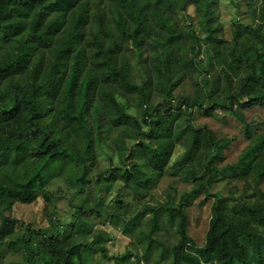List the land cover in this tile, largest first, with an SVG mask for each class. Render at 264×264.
<instances>
[{
  "label": "trees",
  "instance_id": "obj_1",
  "mask_svg": "<svg viewBox=\"0 0 264 264\" xmlns=\"http://www.w3.org/2000/svg\"><path fill=\"white\" fill-rule=\"evenodd\" d=\"M101 6L109 9L115 31ZM255 7L251 23L234 21L225 40L217 37L220 27L207 6L209 69L200 73L199 64L180 55L179 47L181 40L188 41L187 52L195 59L199 36L191 25L183 33L162 1L0 0L3 249L21 253L23 264H86L95 255L114 264H135L130 250L109 256L103 235L92 237L93 220H103L136 237L134 248L143 251L147 263L155 250L159 257L154 264H264V188L259 187L264 182V133L244 128L250 145L235 163L221 166L229 140L191 123L193 110L207 117L236 116L254 108L264 112V0ZM123 14L127 21H121ZM130 56L141 72L140 82L131 77ZM184 70L199 79L186 77ZM16 76L25 82L14 83ZM186 81L195 95L177 100L174 91ZM120 96L136 99L142 117L127 113ZM155 96L161 102L152 107ZM116 131L135 142L120 168L99 170L96 151L104 136ZM72 136L80 144L78 152L66 147ZM178 147L184 151L171 163ZM135 148L139 160L132 156ZM163 175L193 187L177 202L146 205L128 219L129 207L141 202ZM57 177L72 179L79 187L70 222L52 234L29 229L16 233V221L4 213L40 195L51 202L47 187ZM250 179L255 184L250 194L215 190L223 181ZM117 181L123 186L108 206L86 191L102 185L107 189ZM200 196L202 205L211 201V217L205 242L198 247L187 230L188 208ZM147 214V228L140 230ZM163 223L173 232L171 247L154 237Z\"/></svg>",
  "mask_w": 264,
  "mask_h": 264
},
{
  "label": "rangeland",
  "instance_id": "obj_2",
  "mask_svg": "<svg viewBox=\"0 0 264 264\" xmlns=\"http://www.w3.org/2000/svg\"><path fill=\"white\" fill-rule=\"evenodd\" d=\"M162 1L163 4L166 3L168 9V15H172V18L176 19L177 26L181 29L183 33L189 32V26L195 31L196 35L199 36L200 41L198 43V49L194 53L196 58L189 56L187 52L189 49V42L185 43L183 40L180 42V55L186 56L189 60H194V62L199 64L200 73L209 69L206 60V51L210 52L209 40L207 39V34L204 30L203 16L204 11L208 9L211 10L216 16L214 24L220 27V32L217 33V37L225 40H229L231 36V25L234 21L242 22L243 24H250L252 21V14L257 11L255 9L259 0H139L140 5H152L155 2ZM195 4H197L195 6ZM104 15L109 22L108 27L112 31H115V24L112 21V16L109 13V9H103ZM121 21H127V16L122 15ZM86 29L89 26L86 24ZM94 30L93 28H91ZM49 55L47 56V62L49 61ZM139 61V57L137 58ZM46 62V64H47ZM128 64L130 68L131 77L134 81L140 82L141 72L138 67L135 66L133 57H128ZM186 77L192 76L194 79H199L196 73H191L188 70H184ZM14 83H24L25 77L16 76L13 80ZM193 85L189 82H182V85L174 91V96L177 100L182 99L185 96L193 97ZM119 101L124 104L127 109V113L141 118V109L137 106L136 99H129L120 96ZM156 97V96H155ZM161 98L156 97L155 100L152 99L150 106H154L156 103H160ZM172 105V103H171ZM191 123L199 128L206 126L211 129L218 138L228 139L229 144L223 149V158L221 161V166L226 164L235 163L239 156L242 154L243 150L250 145V141L247 140L243 134L244 128H251L255 135L264 133V112L260 108L250 109L249 111L240 113L238 112L236 116H225L219 114L218 116L207 117L203 115L198 110H193V117ZM143 127V130H146ZM131 133L133 131L131 130ZM113 134V133H112ZM135 140L128 135H124L121 132L115 133L110 137H105L101 141V145L96 151L94 162H96V167L99 170L105 171L112 167L120 168L122 166L124 156L127 154L130 146L134 144ZM151 143V141H150ZM154 143V141H152ZM68 150L71 152H78L80 149V144L78 140L72 136L69 142L66 144ZM133 148H131L132 150ZM184 151V147H178L174 151L171 158V163L176 161ZM133 157L137 160L140 159L138 155V150L135 148L133 152ZM128 164L129 161H126ZM124 166V165H123ZM153 186L147 192V195L141 202H133V205L129 207L128 219L133 217L135 214L139 213L144 206L152 205L155 206L158 203L165 204L166 202L173 200L177 202L181 195L188 193L192 189V185L182 182L178 177L172 175H163L156 184L154 181L151 183ZM123 184L119 181L112 183L107 189L104 185L86 190L90 195L93 194L92 199L94 201H101L104 205L110 203L111 198L115 197L118 191L121 190ZM255 184L250 179L248 182L246 180H233L223 181L218 183L215 190L221 191L223 194H228L232 192L236 195L241 193L250 194L253 190ZM261 189L264 188V182L259 186ZM78 186L74 183L72 179H63L57 177L52 180L47 189L50 192L51 202H47L43 197L38 196V198L31 204H15L9 212L4 213V215L11 216L15 221L16 233H25V230L29 229L33 232H46L55 233L57 230L62 231V229L70 222L72 214L75 211L76 206V194L78 191ZM85 189H87L85 187ZM202 197H198L194 204L188 208V220L189 227L187 230L188 236L193 240V242L198 246H203L205 242V235L208 229L209 220L211 217L210 205L211 201L204 203L201 202ZM128 200V199H127ZM151 215L147 214L142 219V224L140 230H145L149 223ZM98 220H93L91 234L92 237L98 234L103 235V245L107 248L109 256H120L124 255L130 250L136 258H134L135 264H154L159 257V251H153L149 262L147 263L142 259L143 251L134 248L137 247L136 237H130L122 234V225L120 224H110L109 222L103 223ZM120 225V226H119ZM170 228V227H169ZM165 223L161 224V230L154 236L157 240L165 244L166 247H171L175 242V238L172 230H170ZM141 260L137 263V260ZM23 255L21 253L12 254L3 249L0 245V264H23ZM86 264H114L113 261H105L99 256L95 255L92 263Z\"/></svg>",
  "mask_w": 264,
  "mask_h": 264
}]
</instances>
